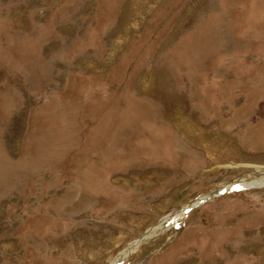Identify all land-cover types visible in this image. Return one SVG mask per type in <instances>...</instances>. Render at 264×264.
<instances>
[{"label": "rangeland", "instance_id": "1", "mask_svg": "<svg viewBox=\"0 0 264 264\" xmlns=\"http://www.w3.org/2000/svg\"><path fill=\"white\" fill-rule=\"evenodd\" d=\"M261 171L264 0H0V264H111ZM215 196L123 264H264V186Z\"/></svg>", "mask_w": 264, "mask_h": 264}, {"label": "bare ground", "instance_id": "2", "mask_svg": "<svg viewBox=\"0 0 264 264\" xmlns=\"http://www.w3.org/2000/svg\"><path fill=\"white\" fill-rule=\"evenodd\" d=\"M262 186H264V171L259 172L258 175L254 176V177H241V178H238V179H236L230 183H227L224 186H221V187H219V188H217V189H215V190H213V191H211L205 195L200 196L199 198H197V200H195L193 202V204L195 205L194 207H197V206L205 203L211 197H214L215 195H218L224 191H228L231 189H249L251 187L253 188V187H262ZM189 205H186V207H184V208L175 210L174 212L168 214L166 217L161 219L155 227H153L152 229L150 228L146 232V235L143 239H146L147 237L152 235V233H154L155 231L163 232L164 230L168 229L169 227L173 226L174 224H176L177 222L182 220L183 215L187 212L186 208ZM139 243H140V241H138L137 239L135 241H132L131 243H129L128 247L125 250H123L112 261V263L113 264L114 263L115 264L122 263L127 257H129V255L132 254V252L135 249H137Z\"/></svg>", "mask_w": 264, "mask_h": 264}, {"label": "water", "instance_id": "3", "mask_svg": "<svg viewBox=\"0 0 264 264\" xmlns=\"http://www.w3.org/2000/svg\"><path fill=\"white\" fill-rule=\"evenodd\" d=\"M195 205L192 203V204H190L187 208H186V210L188 211V210H190L192 207H194ZM148 231V230H147ZM146 231V232H147ZM146 232L143 234V235H141L137 240L138 241H141L144 237H145V235H146ZM128 247V246H127ZM126 247V248H127ZM127 260V259H126ZM120 264H123V262L122 263H120Z\"/></svg>", "mask_w": 264, "mask_h": 264}]
</instances>
